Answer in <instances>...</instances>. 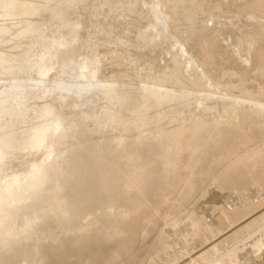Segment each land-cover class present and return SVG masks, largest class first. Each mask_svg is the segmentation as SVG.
I'll return each mask as SVG.
<instances>
[{"label":"bare ground","instance_id":"bare-ground-1","mask_svg":"<svg viewBox=\"0 0 264 264\" xmlns=\"http://www.w3.org/2000/svg\"><path fill=\"white\" fill-rule=\"evenodd\" d=\"M92 1L94 3L98 0ZM204 1L206 0H203V3ZM222 1L214 3L212 8V11L215 9L214 15L219 14L218 11L216 13V8L222 9L223 5H219ZM225 1L228 4L229 1ZM236 1H232L234 6L232 2L230 6L235 8ZM241 1L237 2L241 4ZM210 2L209 6L208 3L205 4L207 10L205 5H202L204 9L202 8L201 2L200 7L196 5L198 0H105L99 8L88 10L86 0H0V264H202L200 259L205 254L212 255V251L218 249L223 240L227 242L230 231H234L230 232L234 234L238 229L239 232L244 227L250 228L248 226L251 224L248 226L245 224L248 220L242 219L248 213L251 214V201L245 208H241V202L244 203L245 200L248 202V199L246 197L241 198H245L244 201L239 199L241 207L238 209L240 206L238 205V210L233 211L229 207L230 197L228 198L226 193L234 190V187L247 188L248 172L244 171L246 173L244 175L238 168L240 164L243 167L247 161V157H242L248 151L239 153L244 148L242 146L239 148V145L245 147L252 145L250 141L256 138L258 142L252 141L253 145L256 143H259L256 144L258 147L264 145L261 143L264 141V97L260 96L264 94V82H261V78L264 77V16L261 17L264 15L262 13L264 0H257L256 3L252 2L253 4L249 0L254 8L248 6L249 3L247 7L243 4L251 12L256 10L257 14L262 13L259 16L247 10L248 20L253 23L247 25L254 27L255 33L250 35L251 37L256 35L261 44H258L260 47H256L255 52L254 48L251 50L248 45L252 52L246 50L245 41L250 37L249 32L244 33L248 35L247 37L240 35L241 32H238L240 36L237 35L239 42L243 35L241 39L244 43L241 42L245 49L242 45L240 46L242 49L238 48L239 45L235 43L237 48H232L234 41L229 43V38L233 31L229 32L231 33L228 35L229 38L225 36L227 40L229 39L228 46L232 44L231 48L227 45L225 47L231 50L227 51L228 48L224 50V44L223 47L220 44L222 41L226 43L227 40L214 42L213 39L218 38L214 32L221 23L225 25L226 23L222 22L223 18L216 15V18L222 21L219 24L215 18L213 25L217 23L219 26L216 25L215 29L208 28L210 25L207 22L208 30L205 26L201 27L204 24L201 20L211 17L210 13L207 15L211 10ZM192 3L196 8H193ZM118 4L119 10L110 15L113 30L106 40L102 32L107 30L110 19L105 20V10L117 7ZM133 4L144 6L147 9L144 14L149 18L148 24L139 33L138 30L142 28L140 26L145 24L146 20L142 18L141 20L145 22L142 23L136 19L140 26L137 27L136 23L135 26L139 29L134 28L132 24L136 18L134 14L139 12H136L139 7H132L134 13V10L132 9V12L130 9ZM190 5L193 9H197L198 6L197 11L201 12L198 18L203 17L202 10H207L205 11L207 14H203L209 16L204 17L205 19L200 18V21L196 19L197 16L194 17L198 21L197 23L195 21L196 24L193 23L197 28L195 33L193 32L195 28H192L193 30L186 28V20L190 18L186 19L184 14L188 13ZM226 7L229 9V6ZM238 7L237 9L241 10ZM128 11L132 12L131 16L128 14V19L132 18L128 20L129 23L126 16ZM190 11L187 18L191 15ZM243 11L244 15H247L244 9ZM219 12L227 22L229 20L232 22L231 24L228 22L231 26L233 22L237 25L239 15L238 20L234 16L237 21L232 18L236 11L227 14L230 18H227L222 10ZM180 16L185 17L186 20H183L185 23L183 21L180 23L182 19H179L178 23V17L184 18ZM245 19L247 20V16ZM183 23L185 27H179V24ZM228 23L226 27L229 26ZM131 24L133 29L137 30V36L136 32L133 34V37L135 36L133 39L139 46V50L136 49L137 44L134 48L138 50V53L135 51L136 57L132 49L134 41H130ZM128 26L130 31L126 30ZM244 27L246 28L245 25ZM248 28L243 30H250ZM209 31H212V34ZM221 32L215 33L220 35ZM126 34L130 36V40L127 41L133 44L132 48L129 46V54L125 49V45H129L124 39L127 37ZM198 35L209 40L204 41ZM219 38L221 40V36ZM200 39L206 42L207 45L204 44L207 48ZM253 39L256 38L249 41ZM210 40L212 41L209 45L207 42ZM255 41L256 46L259 41H256L257 43ZM116 47L124 48L126 52H123L124 49L123 51L121 49L122 52L117 49V54H114L112 49ZM111 52L114 54L113 59ZM126 53L130 58L135 57L136 62L128 58ZM252 53L255 55L251 57ZM107 55L111 56L108 58L113 60V64L112 60L107 59ZM219 55L221 58L230 57L233 64L230 62L232 65L228 67L223 60L225 63L218 61L220 63L218 65ZM214 63L217 64L216 67L213 66ZM133 65L136 67L143 65L141 67L143 69L135 74L138 69L133 68ZM212 66L214 70L211 68L209 73L208 69ZM132 68L136 69L135 73H132ZM132 74L140 76L138 78ZM117 75L123 78L131 76L134 82L137 78L142 85L146 83L141 85L142 87L139 85L135 87L131 86V82L130 85H126V81L124 85L119 86L123 80L122 77L119 78L122 82L118 80L121 82H118V85L115 81ZM141 75L146 77L147 81H140ZM144 77L142 79L146 80ZM97 100L105 101L103 112L96 115L100 117L84 111L79 113L82 107L85 110L87 104ZM169 102L170 105L184 104L183 108L175 105L179 110L182 109L179 115L181 112L186 114L184 109L187 107L192 110V113L188 112L191 115L184 118L187 114H183L184 119H177L178 110L175 111L177 116L174 115V105L169 106ZM118 104L123 109H117L126 113L128 111L132 113L133 110L130 109H134V106H137L136 110L138 107L141 109L149 107V110L150 108L157 110V113L159 109L166 110L171 107L173 111H170L173 114L167 113L169 110L161 112L164 113L163 117L170 114L171 116L167 115L169 119L176 116L177 122L167 120V116L165 119L161 117L162 115L158 117L161 112L157 114L150 110L151 112L148 111L150 115L144 117L153 118L152 115L156 114L155 118L158 120L146 118L147 122L149 119L153 120L151 125H147L145 119H141L143 122L139 121V124L134 120L135 126L130 122L133 117L131 113L130 118L129 113L117 115L118 110L117 114L114 112ZM165 105L169 108L164 107ZM222 110L228 114L227 120L233 124L229 125L232 127L231 131L236 130L238 133L231 132L230 127L225 125V129H222L225 132L220 130L221 132L215 133L217 137L211 136L209 140L214 139L216 142L208 141L212 144L209 146L206 139L209 134L214 133L212 131L216 130L215 125L223 119ZM152 112L155 113L151 115ZM144 114L146 115L147 111L140 115ZM125 117L129 119L128 125L131 124L135 128L130 126V129L123 125H127ZM229 121L227 124H230ZM119 124L125 129H120ZM240 132L246 134L244 137H248L249 144L248 142L244 144L246 139L243 138V134L240 139L236 138ZM230 133L232 135H228ZM228 138L229 141L232 139L236 141H230V144L223 147L225 144L220 142L224 143ZM231 142L235 147L234 151L227 147ZM235 142L238 143L239 151L235 150ZM203 143L208 146L207 149L204 147L205 150L202 149ZM255 148L254 152L253 148L252 150L249 148L254 155L250 156L252 159L247 163L257 166L263 164L261 167L264 171V157L259 155L255 159L256 151L261 147L256 148L257 150ZM200 149L205 151L203 157L200 156L201 159L195 156L201 152ZM262 149L260 152L263 154ZM230 152L242 156L235 153L237 159H234L235 155ZM193 156L199 160L197 159L198 164L195 167L192 165L194 168L191 169L188 163H191ZM227 158H230V164ZM250 158L248 156V159ZM195 159L192 161L195 162ZM233 163L238 167L236 170L230 167L235 166ZM242 167L244 170L245 167ZM263 176L261 174L258 178L262 183ZM257 187L255 186V191L260 189V187L256 189ZM252 189L250 191L254 193ZM259 197L262 199L261 194ZM205 205L222 212L217 214V225L208 220L209 208L205 209ZM262 211L263 214L260 212L259 215L261 217L264 216V210ZM186 216L193 230L199 227L198 232L196 229L198 234L196 236L194 231L196 237L192 238L193 240L182 241L183 236H188L191 230L189 234L186 233L188 230L184 231L187 234L185 235L180 228L184 235L178 233L182 237L180 238L175 236L177 233H173L176 239H171L172 247L168 241L172 233L169 234L168 231L175 232V227L179 223H188L185 221ZM256 218L254 217V221ZM250 220L252 223L253 219ZM260 220L264 222V219H257ZM231 223L238 229L230 230ZM257 223L260 227L259 222ZM247 232L248 230L245 233L249 235L250 232ZM255 234L253 239L250 237L252 241L248 239L250 242L247 243L244 240L242 248L235 250V253L232 252L229 257L225 255L219 258L216 255L217 259L214 258L215 260L209 264H264V232L260 235L257 232ZM226 235L229 237L226 238ZM237 238H240V234ZM176 240L184 242V248L187 247L185 249L181 247L182 242L181 245L178 243L175 245ZM167 241L170 248L172 247V250H169L170 254L173 252L172 257L164 254L168 249L162 252V246ZM178 245L182 248L181 253L172 260L175 256L173 248L176 246L178 248ZM164 246L167 247V244ZM217 249L213 254L216 251L218 253L220 249Z\"/></svg>","mask_w":264,"mask_h":264},{"label":"rangeland","instance_id":"rangeland-1","mask_svg":"<svg viewBox=\"0 0 264 264\" xmlns=\"http://www.w3.org/2000/svg\"><path fill=\"white\" fill-rule=\"evenodd\" d=\"M214 1H215V0H211V2H210V0H209V1L206 0V1H204L205 3H203V0H202V1L198 0V3L196 4V5L199 6V4L202 3L201 6H202V5L204 6L205 4L207 5L208 2L211 3V5H210V6H211V10L208 12V14L205 12V11L208 10L207 7H206V5H205V9H207V10H204V11L202 10V15H203V17H202V16L200 17V18H204V17L207 18V17L211 16V17H209L207 20H203V19H202V20H203V22H202V20H201L200 18H198L199 13H201V12H198V11H197V9H199L198 6H197V9H193V8H196V6H194L193 3H192L191 5H193L194 7L191 8V5H190V8L188 7V8H189V9H188V13H189V11H190L191 9H193V10L190 11V14H191V15H189L190 17L187 18L188 13L184 14V15H186V16H185L186 19H189V18H190V19H189V20H186L184 16H180V17H184V18H179V17H178V23H179V19H180V20L182 19L180 23H182L183 20H184V21L186 20V21H187L186 24L189 25L188 27H187V25H186V28H187V29L189 28V29H191V30H193L192 28H195V30L193 31V32L195 33V32H196V29H197V28L195 27V26H196L195 24H196L198 21H200V20H201V23H202V24L204 23L201 27L205 26V27L207 28V26L210 25L208 28L211 27V28H213V29H215L214 27H215L216 25L219 26V24H220L219 22H221V21L223 20L222 22H225L226 25L223 24V23H221V24H220V27H221V25H222V27H221V28L218 27V30H220V31H218V30L216 29V31H217V33H218V32H221V29H222L223 27H225L226 29L223 28V30H222L223 32H221L222 35H221V34L219 35V34L215 33L216 31L211 29L212 31H215V32H214V35H216V37H217V35H218V38L221 36V40H219L220 38H219V39L217 38L218 40H217V39L215 40V38L213 37L214 35H213V36H208V37H211V38L213 37V38H214V39H213L214 42L217 43V41H218V42H221L222 39L227 40L226 38H227V37L229 38L228 35H230V34L232 33V31H233V34H231V36H232V35H236V36H237V35L239 34L238 32H241L240 35H241V34L244 35V33H248V32H249V36H250V37H247V36H248L247 34L244 35V36H246V37L249 38V39H252V38H256V39L250 40L251 42H250L249 39H248V41H249L250 43L245 39V40H246V41H245V45H246V46H247V45L250 46L251 50L254 48V49H253V52H255V48H256V47H260L259 45H261V44H260V41L257 40L258 37H257L256 35H255V37H251V35H250V33H251V34H255V33L253 32L254 27L250 26V24L253 25V23H250L249 20H248V17H249V15H248V14H249V13H248L249 8H245V7H247V6H246L247 3H249L248 6H250V7H253V8H254V6H253V5H250L249 0H248V1L245 0V1H244L245 3L242 2V1L240 0L242 6H239V7H238L237 5H241V4H240V2L238 3L237 1H239V0H237V1L235 2V5H236L235 8L232 7V6H230V5H232L231 2H232V1H235V0H232V1L228 0V1H229L228 4L226 3L225 0H223V1H222V0H218V1L216 0L215 2H214ZM219 1L225 2V4H226V5H225L224 3L220 2L219 5H223V6H225V7L222 6V9H221V8H218V9L216 8V13H217V11H218V13H219V14H216L217 17H218V15H219V17L223 18V19L220 20V21H219L218 18H216V15H214V11H215V9L212 11V8H214V3L216 4V3H218ZM256 1H257V0H253V1L251 0V3H252V2H255V3H256ZM104 2H105V0L94 1V3H93L92 0H86V4H88L86 7H87L88 10H94V9L99 8V7L101 6V4L103 5ZM200 2H201V3H200ZM212 2H213V3H212ZM90 3H91V4H90ZM232 3H233V6H234V2H232ZM236 3H237V4H236ZM134 4H136V3H134ZM134 4H133V5L131 6V8H130L131 10H132L134 7H136V6L139 7V5H135V6H134ZM243 4L245 5V7H244ZM252 4H253V3H252ZM98 5H99V6H98ZM212 5H213V7H212ZM254 5H255V4H254ZM118 6H119V4H118ZM118 6H117V7L114 6L113 8H110L109 10H108V9L105 10L104 18H105V20H109V19H110V20H109V24H111L110 26H109V24H108V28H107V30H105L104 32H102V35H103V37H104L106 40L109 39V35H110L109 33H111L112 30H113V22H111L112 20H111L110 15H111V14L113 15V14H114L113 12L119 10L120 6H119V7H118ZM203 6H202V8L204 9ZM207 6H209V3H208ZM216 6H218V4H217ZM226 6H229V9H228V7H226ZM132 7H133V8H132ZM143 7H144V6H143ZM143 7H139V10H136V12H137V11H139V12H137L136 14H134V13H135V10L133 9V10H134V13H133V14L136 15V16H134V18L136 17V18L134 19L135 24H134V22L132 23V24L134 25V28H136V29L138 30L139 28H137V27L140 26V22H141L142 20H146V21H145L146 23H145L144 21H142V23H145V24H142V26H140V27H142V28H140V30H138V33H139V31H141V30H142V29L148 24V20H149L147 14H144L145 11H146L147 9H146L145 7H144V9H143ZM199 7H200V6H199ZM220 7H221V6H220ZM230 7H231V8H234V9L231 10ZM237 7H238V8H241V10H240V9H237ZM255 7H256V6H255ZM223 8H225V9L227 8L228 10H225V9L223 10ZM253 8H252V9H253ZM135 9H136V8H135ZM140 9H142V10L140 11ZM209 9H210V8H209ZM243 9L245 10V12H247V13H246L247 15H244L245 13H244ZM252 9L250 8V10H252ZM255 9H256V8H255ZM255 9H254V10H255ZM110 10H112V11L110 12ZM131 10H130V11H131ZM133 10H132V12H133ZM194 10H196V11H194ZM219 10H220V11L222 10V12H225L226 15H227L228 13H231V11H232L233 13L236 11L235 13H236L237 15H236V14H233V15H232V16H233L232 18H234L235 20H236V18H237V20H238V17H237V16L239 15V18L241 19V21H240V19H239L238 22H240L241 24H242V22H243V24L245 23L244 25L246 26V28H248V27L250 26V27L248 28V29H250V30H243V29H246V28L244 27L243 24H242V25H241V24H238V22H236L238 26L235 24V22H233V25H234V26H233V25L231 26L230 24H231L232 22L230 23V20L228 19V20H229L228 22L230 23V24H229V23L227 22V20L225 19V17H222V15H221L222 13H220ZM247 10H248V11H247ZM143 11H144V12H143ZM192 11H193V12H192ZM200 11H201V8H200ZM211 11L213 12V14H211V13H212ZM226 11H227V12H226ZM229 11H230V12H229ZM240 11H241V13H243V14H242V18H244V17L246 18V16H247V20H246L245 18L242 19V18L240 17V16H241ZM242 11H243V12H242ZM107 12H108V13H107ZM132 12L130 13V12L128 11V13H127V15H126V16H127V23H129L128 20L130 21V20L132 19V18H131V19H128V14L130 13L129 15L131 16V15H132ZM142 12H143V13H142ZM191 12H192V13H191ZM238 12H239V14H238ZM249 12H251V11H249ZM252 12H254V11H252ZM252 12H251V14H253ZM109 13H110V14H109ZM194 13H195V14H194ZM203 13H206L207 15H209V13H210V15L207 16V15L205 14V15H206V16H205ZM257 13H258V12H256V10H255L254 14H257ZM262 13L264 14V12H262ZM262 13L259 12V14H257V15L260 16ZM107 14H108V15H107ZM138 14H139L141 17L138 16ZM142 14H144V15H142ZM112 15H111V16H112ZM193 15H194V16H193ZM200 15H201V14H200ZM213 15H214V16H213ZM130 16H129V17H130ZM142 16H143V17H142ZM145 16L147 17V19H146ZM192 16H193V17H192ZM195 16H197L196 19H197L198 21L194 18ZM223 16H225L224 13H223ZM234 16H235L236 18H235ZM263 16H264V15H262L261 17L263 18ZM107 17H108V18H107ZM191 17H192V18H191ZM213 17H214V18H213ZM226 17H227V18H230V15H227ZM106 18H107V19H106ZM142 18H143V19H142ZM210 18H211V19H210ZM215 18L218 20V21H216V22L219 23V24L216 23V25L214 26L213 23H215V22H213V21H215ZM136 19H139V21H140L139 24H138V21H136ZM141 19H142V20H141ZM191 19L194 20V21H192ZM199 19H200V20H199ZM204 19H205V18H204ZM212 19H214V20H212ZM224 19H225L226 21H225ZM234 19H233V21H234ZM263 19H264V18H263ZM190 20H191V22H190ZM208 20H212V21H208ZM237 20H236V21H237ZM245 20H246L247 22H246ZM184 21H183V22H184ZM195 21H196V23H195ZM189 22H190V24H189ZM207 22H208V23H207ZM210 22L212 23L213 27H212V25H211ZM251 22H253V21L251 20ZM136 23H137V27L135 26ZM184 23H185V22H184ZM184 23H183V24H179V27H183V26L185 27ZM193 23H195V24H193ZM206 23L209 24V25H207ZM227 23L229 24V26H228L229 28L226 27V26H227ZM247 23H250V24L247 25ZM132 24L130 25L131 28H132V30L129 28V26H128L127 29H126L127 31H128V30H129V31H130V30L132 31V34H131V35L129 34V32L126 31V32H127L130 36H132V37L128 36V34H126L128 38H127V37H126V38L123 37V38L126 40V44H128L130 41H132V42L134 41L133 38H134L135 36L133 37V34L135 35V32H136V36H137V30H136V29H135V30L133 29V25H132ZM181 25H182V26H181ZM190 25H192L191 28H190ZM193 25H194V27H193ZM224 25H225V26H224ZM239 25H240V26H239ZM111 26H112V27H111ZM230 26H231L233 29H234V28H235V29L233 30L232 28H230ZM235 26H236L237 28H236ZM205 27H204V28H205ZM251 27H252V28H251ZM208 28H207V30H208ZM219 28H220V29H219ZM240 28H241V29H240ZM202 29H203V28H202ZM227 29H228V30H227ZM109 30H110V31H109ZM133 30H134V32H133ZM225 30H226V31H225ZM235 30H237L236 33H234ZM238 30H241V31H238ZM199 31H201V30H199ZM212 31H211V32H212ZM243 31H245V32H243ZM251 31H252V32H251ZM105 32H107V33H105ZM202 32H203V30H202ZM209 32H210V31H209ZM211 32H210V33H211ZM225 32H226V35H224ZM227 32H228V33H227ZM229 32H231V33H229ZM103 33H104L105 35H107V36H105ZM130 33H131V32H130ZM196 34H197V33H196ZM211 34H212V33H211ZM126 35H124V36H126ZM223 35H224V37H223ZM240 35H238V36H240ZM243 35H242V36L240 37V39H239L240 42L238 41V38H239L238 36H237V37L232 36V37H234V39L230 36L229 39H230V40L232 39V41H230V40L228 39V40H229V43L234 41L232 44L235 43V44L239 45L238 48L242 49V47L245 46V45L243 44L244 42L242 41L243 39H241V38L243 37ZM225 36H226V38H225ZM253 36H254V35H253ZM106 37H108V38H106ZM129 37L132 38V39L130 40ZM198 37H199V38H202V37L199 36V35H198ZM211 38H210V39H211ZM235 38H236V41H235ZM127 39H129L130 41H127ZM202 39H203V38H202ZM206 39H207V38H204L203 40L205 41ZM135 40H136V39H135ZM208 40H209V38L207 39V41H208ZM228 40L226 41L227 44H226L225 42H223V41H222V43H220V44H222V45H221L222 47H223V44H224V47H223L224 50H226V48H228V47H229V48L232 47V44H231L230 46H228V44H229V43H228ZM255 40H256L257 42H258V41H259V42L257 43ZM200 41H201V39H200ZM211 41H212V40H210V41L207 42V43H209V45H210ZM237 41H238V43H237ZM241 41H242L243 43H242ZM252 41H253V43H252ZM254 41H255V43H257L256 46L254 45ZM108 42H109V41H108ZM201 42H202L203 45L205 46L206 42H203V41H201ZM204 43H205V44H204ZM239 43H240V44H239ZM246 43H248V44H246ZM251 43H252V46H251ZM133 44H135L134 47H133ZM133 44H132V43H129V45H125V49H126L127 53L129 52V51H128V50H129V46H130V47H131V46L133 47V48H132V47H131V48L134 50V52H133L134 54L131 53V50H132V49H131V50H130L131 55H132V54L135 55L136 52L139 50V48H138L139 46H138L137 43H135V41L133 42ZM136 44H137L136 49H138V50L134 49L135 46H136ZM218 44H219V43H218ZM235 44L233 45L234 47H232L233 49H234L235 47L237 48V45H235ZM258 44H259V45H258ZM206 45H207V44H206ZM209 45H208V46H209ZM226 45H227L228 47H225ZM241 45H242V47H240ZM243 45H244V46H243ZM126 46H127V47H126ZM248 46H247L248 49H247L246 47H244V49L246 48V50H250V48H249ZM253 46H254V47H253ZM123 47H124V46H123ZM205 47H206V46H205ZM119 48H120V47H118V48L116 47V49H112V52H114V54H115V53L117 54V51H116L117 49H118V51H120V52H122L123 49H124V48H123V49L121 48V49H122V51H121V49H119ZM206 48H207V47H206ZM229 48L227 49V51H228V50H231V49H229ZM125 49H124L123 52H126ZM233 49H232V50H233ZM256 49H257V48H256ZM114 50H115L116 52H115ZM251 50H250V52H252ZM135 51H136V52H135ZM112 52H111V56H112V57H111L110 55H107V59H109V61L112 60L113 57H114V54H113ZM241 52H243V50H241ZM127 53H126V55H127V57H128V56H129V55H128L129 53H128V54H127ZM137 53H138V52H137ZM243 53H244V52H243ZM112 54H113V55H112ZM253 54L255 55V53H252L250 56L252 57ZM136 56H137V54L135 55V57H136ZM108 57H111L112 59H110V58H108ZM132 57H133V56H131V58H130V56H129L128 58H130L133 62H136V61H134L135 57H134V58H132ZM105 58H106V57H105ZM217 58H219L218 60L216 59V60H217V63H218V61H219V62L222 61V62H223L222 64H224V63H225L224 61H226L225 64H228V67H229V65L231 66V65L233 64V62L231 61V58H230V57H226V58H227V59H226L224 56H222V58H221V55H219V57H217ZM228 58H229L230 60H228ZM225 59H226V60H225ZM223 60H224V61H223ZM137 61H138V57H137ZM227 62H229V63L231 62L232 64H231V63L229 64V63H227ZM113 63H114V62H113V60H112V61H111V64H113ZM115 63H116V62H115ZM220 63H221V62H220ZM220 63H218V65H219ZM111 64H110V65H111ZM136 64H137V63H136ZM136 64H135V65H136ZM114 65H115V64H114ZM114 65H112V66H114ZM212 65H213V64H212ZM215 65L217 66L216 63H214L213 66H215ZM213 66L210 67V68L208 69L209 73H211V70L213 69ZM216 66H215V67H216ZM134 67H135L136 69H138V70L133 69ZM141 67H143V65H140L139 67H138V66L136 67V66L133 65V68H132L133 71H132V73L134 72V70H136L135 72H137V73H135V72H134V73H135V74H138V73L143 69V68H141ZM211 68H212V69H211ZM132 69H131V70H132ZM140 69H141V70H140ZM210 69H211V70H210ZM213 70H214V69H213ZM212 72H213V71H212ZM132 75H134V74H132ZM142 75H143V74H142ZM142 75H141L140 81H141V80H142V81H147V78L144 77V76H142ZM144 75H145V74H144ZM138 76H140V75H134V77H138ZM121 77H122V76H119V75H117V76L115 77V81H116L117 83H118L119 81L122 82V80H123V82H122L121 85H119V83H121V82L118 83L119 86L124 85L126 81H127V82H126V85H127V84L130 85V84L132 83L131 86L133 85V86H135V87H138L137 85H139V87H142V86L145 85V83H146V82H144L143 85L140 84V82L138 81L139 79H137V78H136V80L138 81V83H136L137 81L135 80V82H134V79H133V77H131V76L128 77V78H126V77H125V78H123V77L121 78ZM143 77L146 78V80L142 79ZM119 78H121L122 80H119ZM138 78H139V77H138ZM263 78H264V77L261 78V82H264V81H263ZM124 79H126V80H124ZM128 79H131L132 81H128ZM118 80H119V81H118ZM148 81H149V78H148ZM247 81H250V80H247ZM247 81H246V82H247ZM129 82H131V83H129ZM133 82H134V83H133ZM246 82H245V84L248 83V82H247V83H246ZM135 84H136V85H135ZM248 84H249V83H248ZM141 85H142V86H141ZM262 95H264V94H262ZM262 95L260 94L261 98L264 97V96H262ZM45 102H46V101H45ZM93 102H95V103H93ZM100 102H101V103H100ZM103 103H105V101L103 102V100L91 101L89 104H87V105L85 106V107H86L85 110H87V111H85V110H84V107H82L83 110L80 109L79 113H82L81 111H84V112H88L89 114L91 113V115H95V117H100V116H96V115H98V113L101 115V113L103 112V111H102V109L104 108V104H103ZM221 103H222V102H221ZM90 104H91V105H90ZM93 104H94V105H93ZM96 104H97V105H96ZM222 104H223V103H222ZM89 105H90L91 107H90ZM118 105H119V104H118ZM118 105L116 106V109L114 108V112H115V113L117 112L118 109H123L122 106H120V105L118 106ZM168 105H169V106H173L174 104H173V105H170V102H169ZM175 105H178V104L175 103ZM175 105H174V107H173V108H174V115H176V114L178 113V116L176 115V116H177V119L183 118V116H184L183 114H185V113H182V112H181L182 115L180 114V115H181V117H180L179 113H180V111H181L182 109L179 110V107H182V108H183V107H184V104H183V106H182L181 104H179V105H178L179 107H178V106L176 107ZM180 105H181V106H180ZM92 106H93V108H92ZM120 107H122V108H120ZM134 107L136 108L137 106H134ZM134 107H133V108H134ZM164 107H168V106L165 105ZM164 107H163V108H164ZM175 107H176V109H175ZM186 107H187V104H186L185 108H186ZM88 108H89V109H88ZM94 108H95V109H94ZM117 108H118V109H117ZM135 108H134V109H132V108L130 109V110H133V112H135V113H133V112L131 113V111H128V112H127V113H129V114H128L129 116H130V113H131V116H133V117L135 118V119H133V117L131 118V116H130V118L132 119V121L130 120V122H131L132 125L135 124V126H136V123H133V122L138 121L137 124H139V121H140V123H142L143 120L141 121V119H145V120H146V118H150V117H151V116H150V117H144V116H148V114L150 115V113H149L148 111H150V110H154V109H151V108H150V110H149V107H148V108L144 107V109H143V108L141 109V108L138 107L140 110H139L138 108H137V110H136ZM163 108H161V109H163ZM168 108H169V107H168ZM170 108H171V107H170ZM170 108H169V109H166V110H165V108H164L163 110H160V109H159V112H161V111H163V112L165 111V112H166V111L169 110L167 113H170L171 111H173V109L171 110ZM177 108H178V109H177ZM187 108H188L190 111H189ZM187 108H186L187 110L184 109V112H186V114H187V116H184V118H187L188 116L191 115V114H189L188 112L192 113V110H191L189 107H187ZM92 109L95 110V111H93ZM145 109H146V110H145ZM147 109H148V110H147ZM220 109H221V104H220ZM103 110H104V109H103ZM134 110H135V111H134ZM141 110H143V111L141 112ZM170 110H171V111H170ZM177 110H178V112L176 113L175 111H177ZM91 111H92V112H91ZM101 111H102V112H101ZM136 111H137V112H136ZM144 111H145V113H146V111H147V114H146V115H145V114H144V115H140V114H143ZM154 111L156 112L157 110H154ZM84 112H83V113H84ZM93 112H94V114H93ZM95 112H96V113H95ZM100 112H101V113H100ZM118 112H119V113H118ZM118 112H117L118 114L116 113L117 115H121V114L124 115V113H126V112H124V111H122V110H121V111L118 110ZM122 112H123V113H122ZM139 112H141V113H139ZM150 112H151V111H150ZM155 112H152L151 115H152L153 113H155ZM159 112H158V113H159ZM127 113H126V114H127ZM138 113H139V114H138ZM156 113H157V112H156ZM158 113H157V114H158ZM126 114H125V115H126ZM134 114H135V115H134ZM137 114H138V115H137ZM165 114H166V113H165ZM170 114H173V112H171ZM170 114H166L165 117H166L167 115H170ZM186 114H185V115H186ZM128 115H126V117H127ZM155 115H156V114H154V115H152V116H153V118H154L155 121H156V120H158V119L155 118ZM160 115H162L161 117H162L163 119H165V117H163V116H164V113H162V112L159 113L158 117H160ZM221 115L224 116V117H223V119H221L222 121L220 120V121L215 125V128H214V129H216V130H215V131H212V132H214V133L209 134V136L207 137L208 139L205 138V139H206V144H208L209 146H210V144H211V143L213 142V140H214V139H213V140L211 139V140H212V141H211V140H209L210 138H212L213 136H216V137H217L218 135H216V134L219 133V132H221V131H223V130L225 129V125H226V127L229 126V125H230V126L233 125L231 121L227 120V119H228V117H227L228 114H225V113L223 112V110L221 111ZM140 116H141V117H140ZM170 116H171V115H170ZM172 116H173V115H172ZM176 116H174L173 119H169L168 116H167L166 118H167V120L169 119V121H172V122L174 123V122H177V119L175 120ZM126 117H125V119H126ZM142 117H143V118H142ZM156 117H157V115H156ZM225 117H226V118H225ZM127 118H128V117H127ZM138 118H139V120H138ZM151 118H152V117H151ZM153 118H152V119H153ZM170 118H171V117H170ZM184 118H183V119H184ZM224 118H225V121H224ZM136 119H137V120H136ZM152 119H149V122H147V120H146V123H148L147 125H149V124L151 125V124L153 123V120H152ZM183 119H182V120H183ZM126 120H127V119H126ZM128 120H129V119H128ZM128 120L126 121V123L128 122ZM134 120H135V121H134ZM145 120H144V122H145ZM151 120H152V123H151ZM174 120H175V121H174ZM180 120H181V119H180ZM178 121H179V120H178ZM228 121L230 122V124H227ZM222 122H223V123H222ZM124 123H125V122H124ZM146 123H145V124H146ZM128 124H129V123H127V125H128ZM131 124H130V126L133 127ZM119 125H120V126H119ZM119 125H118V126H119L120 129H123L124 126H126V127H130L129 125L127 126L126 124H123L124 126H123V128H122V124H119ZM222 125H223L224 127H222ZM135 126H134L133 128H135ZM230 126H229V127H230ZM131 127H130V129H131ZM146 127H147V126H146ZM220 127H222V128H220ZM119 128H118V129H119ZM133 128H132V129H133ZM218 128H219V129H218ZM231 128H232V127L229 128L230 131L232 130ZM124 129H125V128H124ZM124 129H123V130H124ZM222 129H223V130H222ZM220 130H221V131H220ZM229 130H227V131H229ZM233 130H234V129H233ZM227 131H226V132H227ZM235 131H236V130H235ZM235 131H234V132L231 131V132L237 134L238 131H236L237 133H236ZM223 132H225V131H223ZM146 133H149V132L146 131ZM215 133H216V134H215ZM228 133H229V132H228ZM223 134H224V133H223ZM226 134H227V133H226ZM226 134H224V135H226ZM242 134H243V135H242ZM224 135H223V137H224ZM228 135H232V134L230 133V134H228ZM228 135H227V136H228ZM233 135H234V134H233ZM238 135H239V134H238ZM241 135L243 136V138H245L244 136H245L246 134L240 132V135H239V136L236 135V138H239V139H240V136H241ZM211 136H212V137H211ZM216 137H215V138H216ZM225 137H226V136H225ZM225 137H224V138H225ZM228 137H230V136H228ZM233 137H235V135H234ZM224 138H223V139H224ZM231 138H232V136H231ZM205 139H204V140H205ZM217 139H218V138H217ZM229 139H230V138H228V141H227V139H226V142H224V143H221V142H222V141H221L220 144H225L224 146L222 145L223 147H225L226 144H230V141H236V139H235V140L232 139V140H230V141H229ZM239 139H238V140H239ZM245 139H246L247 141H246ZM245 139H244V140H245L244 144H245L246 142H248V137H246ZM261 139H262V138H261ZM244 140H243V141H244ZM254 140H256L255 142H258L257 138H256V139H252L253 142H254ZM208 141L211 142V143L209 144ZM214 141H215V140H214ZM223 141H224V140H223ZM239 141H242V139L239 140ZM249 141H250V139H249ZM252 141H250V142H251V144L253 145L254 143H253ZM260 141H261V140H260ZM260 141H259V142H260ZM262 141H263V139H262ZM203 142L205 143V141H203ZM215 142H216V141H215ZM237 142H238V141H237ZM237 142H235V146H236V149H235V150L239 151L240 149L238 150L237 145H238V143H239V144H240V143L243 144V143H242V142H238V143H237ZM250 142H248V144H249ZM204 143H203V144H204ZM213 143H214V142H213ZM232 143H233V142H231V145H232V146H231V145H227V147H229V148L231 149V151L235 148V147H233V144H232ZM236 143H237V144H236ZM261 143L264 144V141L261 142ZM206 144H204V146L201 145V146H203V148H202V147H200V148H202L203 150H205V149H204V147H205V148L207 149L208 146L206 147ZM217 144H218V143H217ZM248 144H247V145H248ZM256 144H257V143H256ZM256 144L253 145V146L250 145V144H249L248 146L246 145L247 147H245L244 145H239V148H240L241 146H242V148H243V147L246 148L245 151H243L244 148L241 149V150L239 151V153L241 152V153L243 154V153H245V152L247 153V151H248V153H247L246 155L243 154L244 156L242 157V158H244V157L246 158V157H247V161H246V162H245V160H243V159L240 158V156H242V155L239 154V153L237 154V153H236L237 151L234 152V153L230 152V153H232V154L235 155L234 159H237V158H236V154H237V155H240V156H237V157H239V159H241V161H244V162H245V164H243V167H245V168H244V170L241 169L242 165H241L240 163H239V164H240L241 166L238 164L240 168H238L237 165H235L234 163H233V165H235V166H231V165H230V167H232V168L235 169V170H236V168H238L239 170H241V171L244 173V175H245L247 172H248V173L250 172L251 174H248V173L246 174V178L248 179V180H247V183H246V187H247V188L243 187V188L241 189V188H238V187H234V188H233L234 190H235V188H237V190H235V191L232 190V191H234L235 193L232 192V191L226 193V195H228L227 197H228V198L230 197L229 200H230V202H231V205H230L229 207H230L231 210H233V211H235L234 209H237V206L240 205L241 203H242V204H241L242 207H241V205H240V206L238 207V209H239L240 207H241V208H243V207L245 208V206L249 205V202L251 201V205H252V207L250 208V211H251V209H252V211H251V212L248 211V212H250L251 214H253V213H255V214H253V215H252L253 217H252L251 214L248 213V214H247V216L249 215L248 218H247V216H246V217L243 218L242 220H243V221H247V220L250 221V222L247 221V223H249V224H247L246 222H245V224H246L247 226L251 224L252 226L250 225V226H248V227H250L251 229H253L254 233H253V231H252L250 228L245 229V227H244V229H242L241 231H239V232H240V233H239V232H238V230H239L238 228H237L238 230H237L236 228H234L235 226H234L232 223H231V227H230V224H229L228 228L230 227V228H231L230 230H232V229H233V230H237L236 232H238V233H236V232H235V233H236L237 235L240 234V238H239V239H238V238L236 239L237 235H236L235 233H234V234H231V233L234 232V231H232V232L230 231L231 233H230V232L228 233V234H230V235H229L230 237H229L228 235L225 236L226 238H227V236L229 237V238H227V242H226V241L224 242V240H223V241L219 244V248H218V249H220L222 252H219V251H220V250H219L218 253H220V254H218L217 251H216V253H214V254H215V255H214L213 252H215V250L217 249V248H216L214 251H212V255H210V253L205 254V256H203V257L200 259V260H202V264H205V263L208 262V261H209V262L206 263V264H209V263H211L212 261H214L215 259H217L218 256H219V258H220V257H223V256H225V255H226L225 257H229L230 255H232L233 253H235L237 250H239L238 248H240V247L242 248V245H244V243H245L244 240L247 242L248 239H250V240H251V238L253 239V238L256 236V234H255L256 232H257V234H259V235L261 234V232H264V231H263L264 229L262 228V227H264V222L260 220V221L262 222L261 225H260V221H257V219H258V220H259V219H264V216H262V217L259 216V215L263 212L262 210H264V195H262V194L264 193V185H262V184H264V182L262 183V182L260 181V179H258V178H260L259 176H260L261 174L264 175V171H262L263 168L261 167L263 164H261L260 166H259V165L257 166V164H255V165H250V164L247 163L248 161H250V160L252 159V157H253L252 155H254V154H252L250 151H251L252 148H253V152H254V148H255ZM258 144H259V143H258ZM258 144H257V145H258ZM211 145H212V144H211ZM260 145H262V144H260ZM249 146H250V147H249ZM251 146H252V147H251ZM262 146H264V145H262ZM262 146H259V147L263 148V149H262L263 154L260 152V151H261V150H260L261 148L258 149V151H256V157H255V159H256L257 157H259V155H262V157H264V156H263V155H264V151H263V150H264V147H262ZM248 147H249L251 150H250ZM259 147L256 146V148H259ZM191 148H192V147H191ZM191 148H189V149H191ZM229 148H227V150H229ZM256 148H255V150H257ZM248 149H249V150H248ZM199 151H201V149H200ZM233 151H234V150H233ZM204 152H205V151H201L200 153H198L199 155L197 154V155H195V156H196V157L199 156V158L201 159V158L203 157ZM228 152H229V151H228ZM249 152H250V154H249ZM257 152H258V154H257ZM259 152H260L261 154H259ZM235 153H236V154H235ZM200 154H202V155H200ZM248 154H249V155H248ZM200 156H202V157H200ZM248 156H249V158H250V156H252V157H251L250 159H248ZM228 157L231 158V156H229V155H228ZM232 157H233V155H232ZM260 157H261V156H260ZM199 158H196V159H195L194 156H193V157L191 158V160H190L191 163H190V162L188 163V164L190 165L189 168L193 169V168L198 164L197 161L199 160ZM230 158H229V159L227 158L229 164H230V162H229ZM193 159H195V160H194L195 162L192 161ZM197 159H198V160H197ZM231 159H232V158H231ZM232 161H234V160L232 159ZM241 161H240V162H241ZM192 162H193L194 164H193ZM235 162H236V164H237V163H238V160L235 161ZM246 163H247V164H246ZM192 165H193L194 167H193ZM248 165H249V166H248ZM247 166H248V169H247ZM243 167H242V168H243ZM249 167H250V168H249ZM251 167H252V169H251ZM257 167H258V168H257ZM246 169H247V170H246ZM248 170H250V171H248ZM259 170H260V171H259ZM244 171H246V173H245ZM253 171H257L258 174H259V172H260V174L258 175L257 172L254 173ZM261 171H262L263 173H262ZM252 173H253V175H252ZM249 175H250V176H249ZM256 175H257L258 177H257ZM252 176H253V178H252ZM261 177H262V176H261ZM263 179H264V176H263ZM250 181H251V182H250ZM252 181H253V182H252ZM256 181H258L259 183H257ZM187 182H188V181H187ZM187 182H186V183H187ZM186 183H185V184H186ZM250 183H252V185H254V183H255L256 185H254V187H253ZM249 184H250V185H249ZM261 185H262V186H261ZM249 186H250V187H249ZM251 186L253 187V189H252ZM255 186H256V187H257V186L260 187V189H258L259 187H257L256 189L259 190L262 199L259 197L260 194H258V193H259L258 190H256V191H257V193H256V191H255V189H254ZM261 187H262V188H261ZM248 188H250V189L248 190ZM244 189H245V190H244ZM251 189H252V191L254 190V191H253L254 193H252V192L250 191ZM238 190H239V191H242V192H243V190H244L245 194H247V195H245V194L243 195L242 192H239ZM246 190H247L248 192H249V191L251 192L252 197H251L250 192H249V194H248V192H246ZM237 191H238V192H237ZM231 192H232V193H231ZM244 192H243V193H244ZM228 193H229L231 196H230ZM237 193H238V194H237ZM239 194H240V196H239ZM241 194H242L243 196H242ZM257 194H258L259 196H258ZM236 195H237L238 197H237ZM253 195H255V196H253ZM256 195H257V196H256ZM234 196H235V197H234ZM247 196H248V197H247ZM243 197H246V199H248V202H246L247 200L244 201L245 198H244V199H241V198H243ZM250 197H251V198H250ZM255 197H256V198H255ZM258 197H259V198H258ZM232 198H234V199H232ZM236 199H237V200H236ZM239 199L242 200V201H244V203L241 202ZM257 199H258V200H257ZM259 199H260V200H259ZM232 200H233V202L236 200V201L234 202L235 204L232 202ZM256 200H257V201H256ZM238 201H239V202H238ZM253 201H254V203H253ZM255 201H256V202H255ZM240 202H241V203H240ZM237 203H238V204H237ZM245 203H246V205H245ZM258 203H259V204H258ZM232 204H233V206H232ZM243 204H244V205H243ZM234 205H236L235 208H234ZM262 205H263V206H262ZM231 206H232V207H231ZM261 206H262L263 208H262ZM205 207H206L205 209H208V208H209V206H206V205H205ZM210 207H211V206H210ZM259 207H261L262 209L259 208ZM230 208H229V210H230ZM212 209H213V207H211V208L208 209V212H209V213H208V215H207V218H208V220H210V222H211L213 225H217V221H218V220H217V219H218V215H217V214H219V213L221 214L222 212H221V211L218 212L217 210H214V209L212 210ZM238 209H237V210H238ZM256 209H258V210H256ZM259 209H260V210H259ZM210 210H211L212 212H211ZM231 210H230V211H231ZM253 210H255V211H253ZM213 212H214V213H213ZM260 212H261V213H260ZM211 213H212L213 216H211ZM225 213H226V212H225ZM257 213H258V216H257ZM209 214H210V215H209ZM214 214H215V215H214ZM262 214H263V213H262ZM216 215H217V216H216ZM254 215H255V216H254ZM214 216H215V217H214ZM167 217H169V215H167ZM187 217H188V216H186L185 218L187 219ZM254 217H255V218L257 217L255 221H254ZM259 217H260V218H259ZM185 218H183L182 221H184ZM209 218H210V219H209ZM215 218H216V220H215ZM246 218H247V219H246ZM251 218L253 219V220H252V223H251V220H250ZM213 220H214V221H213ZM242 220H240V222H241ZM185 221H186V222L188 221V223H184V222L179 223L180 225L178 224V225L175 227V228H176V229H175V232H174V231H173V232H169V231H168V233H169V234L172 233V236H173V237L171 236L170 239L168 238L169 240L167 239L168 241H170V242H169V244H171L170 246H172L171 241L174 240V239H176V238H174V234H173V233H175V234H176V233H177V234L179 233V234H180V233H181V232H180L181 230H182L183 232H184V231L186 232V230H188V231L186 232L187 234H189V231L191 230V231H190L191 236H190V234H189L188 236H183V235L185 234V232H184L183 235H182V233L180 234L181 236H183V238L180 237L179 234H178V235H175V236H177V237L179 236L180 238L183 239V240H182V239H179V238H178L179 240H182V241H184V239H185L186 241L189 240V239H190V240H193L192 238H195V237L197 236V234H198L197 232H198L199 227H198V229H197V227H196V229H197V232H196V229L194 228L195 230H193V227L190 226V224H189V221H190V220L187 219V220H185ZM215 221H216V222H215ZM243 221H242V222H243ZM253 221H254L255 224L253 223ZM242 222H241V223H242ZM257 222H259V225H260L261 228L258 226V223H257ZM238 223H239V222H238ZM239 224H240V223H239ZM262 224H263V225H262ZM253 225H254V226H253ZM184 226H186V228H185ZM188 226H190V227L188 228ZM233 226H234V227H233ZM243 226H244V224H243ZM255 226H256V227H255ZM183 227H184V230L182 229ZM232 227H233V228H232ZM253 227H254L255 229H254ZM180 228H181V230H180ZM239 228H240V227H239ZM257 228H258V229H257ZM259 229H260V230H259ZM261 229H262V230H261ZM228 230H229V229H228ZM243 230H245V231H243ZM246 230H248L247 233L250 232V233H249V235L251 234L250 236L247 235V234L245 233ZM250 230H251L252 232H251ZM194 231H195V233H196V236H195V234H194ZM255 231H256V232H255ZM259 231H260V232H259ZM244 233L247 235V238H246V235H245ZM187 234H185V235H187ZM192 234H193V235H192ZM243 235H245V236H243ZM253 235H254V236H253ZM231 236H232V237H231ZM257 236H258V235H257ZM169 237H170V235H169ZM188 237H189V238H188ZM244 237H245V238H244ZM250 237H251V238H250ZM172 238H173V239H172ZM187 238H188V239H187ZM226 238H225V239H226ZM241 238H242L243 240H242ZM171 239H172V240H171ZM240 239L242 240V242H240V241H241ZM179 240H178V241L176 240L177 242H176V241H175V242L173 241V242L175 243V245H177L176 243H178V244L181 245V242H182V241H179ZM229 240H230V241H229ZM238 240H239V241H238ZM250 240H249L248 242H250ZM168 241L165 242V243L163 244V246H162L163 250H162V248H161L160 251L162 250V252H164V251H166V249H168V250H167L168 252H167V253L164 252V254H165V255H170V256H171V254H173V252L171 251V254H170L169 250H170L173 246L170 248V246L168 245ZM251 241H252V240H251ZM187 242H188V241H187ZM235 242H236V243H235ZM239 242H240V243H239ZM248 242H247V243H248ZM174 243H173V245H174ZM183 243H184V242H182V245H183V246L181 245V247L184 248V244H183ZM224 243H225V245H223ZM226 243H227V244H226ZM234 243H235V245H234ZM238 243H239L240 245H239ZM242 243H243V244H242ZM166 244H167V247H168V248H167L166 246H164V245H166ZM186 244H187V243H186ZM221 244L223 245V247H222ZM232 244H233L234 246H233ZM175 245H174V246H175ZM230 245H231V246H230ZM232 246H233V247H232ZM237 246H238V247H237ZM179 247H180L179 245H178V248H177V246H176L177 250H176V248H175V249L173 248V250H174V254H175L176 257L174 256V258H172V260H173V259L175 260V258H177V256H178V254L181 253V252H180V249H182V248H181V247L179 248ZM186 247H187V246H185V248H186ZM227 247H228V248H227ZM231 247H232L233 251H232ZM234 247H235L236 249H235ZM185 248H184V249H185ZM225 248L227 249V251H226ZM241 248H240V249H241ZM218 249H217V250H218ZM229 249H230V250H229ZM171 250H172V249H171ZM175 250L177 251V253L175 252ZM228 250H229V251H228ZM235 250H236V251H235ZM160 251H159V252H160ZM181 251H182V250H181ZM183 251H184V250H183ZM234 251H235V252H234ZM162 252H160V253H162ZM228 252H229V253H228ZM232 252H233V253H232ZM223 253H224V254H223ZM231 253H232V254H231ZM222 254H223V255H222ZM207 255H208V256L210 255L209 257H211V256H212V257L209 259V257H206ZM216 255H218V256L216 257ZM159 256H161V255H159ZM171 257H172V256H171ZM171 257H170V258H171ZM204 257H206L207 260H205L206 258L204 259ZM168 258H169V257H168ZM212 258H213V259H212ZM214 258H215V259H214ZM203 259H204V260H203ZM210 260H211V261H210ZM204 261H206V262H204Z\"/></svg>","mask_w":264,"mask_h":264}]
</instances>
